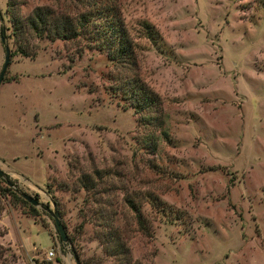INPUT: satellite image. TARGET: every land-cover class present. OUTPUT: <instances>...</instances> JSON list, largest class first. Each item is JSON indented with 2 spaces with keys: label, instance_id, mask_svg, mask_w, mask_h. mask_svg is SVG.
I'll return each instance as SVG.
<instances>
[{
  "label": "rangeland",
  "instance_id": "obj_1",
  "mask_svg": "<svg viewBox=\"0 0 264 264\" xmlns=\"http://www.w3.org/2000/svg\"><path fill=\"white\" fill-rule=\"evenodd\" d=\"M38 5L115 8L134 69L15 29ZM5 46L0 264H264V0H0V69ZM132 73L160 97L151 124L110 88Z\"/></svg>",
  "mask_w": 264,
  "mask_h": 264
},
{
  "label": "trees",
  "instance_id": "obj_2",
  "mask_svg": "<svg viewBox=\"0 0 264 264\" xmlns=\"http://www.w3.org/2000/svg\"><path fill=\"white\" fill-rule=\"evenodd\" d=\"M12 20L15 29L26 24L37 36H49L64 40L78 36L86 37L88 42L93 44L96 49L103 51L115 65L128 70H133L136 65L134 43L118 12L113 7L100 6L94 10H84L72 16L68 13L57 12L46 5H38L32 9L23 22L16 15L12 17ZM143 26L149 37L154 36V29L148 22H143ZM10 55H13V52L10 51ZM112 77H117L110 86L112 93L123 103L133 108L139 117L138 122L151 124L153 113L160 111L161 100L158 94L134 73ZM6 80L8 79L4 76L2 81ZM1 181L7 182V174L4 177L0 176ZM0 191L13 193L10 188L0 187ZM31 207L32 209L35 208L34 206ZM133 208L140 223L139 207L133 206ZM112 236L115 245L124 252L125 244L123 241L119 240L117 234H112ZM47 264H50V261ZM78 264L81 263L78 262Z\"/></svg>",
  "mask_w": 264,
  "mask_h": 264
},
{
  "label": "water",
  "instance_id": "obj_3",
  "mask_svg": "<svg viewBox=\"0 0 264 264\" xmlns=\"http://www.w3.org/2000/svg\"><path fill=\"white\" fill-rule=\"evenodd\" d=\"M2 42H4V39L2 38ZM10 61V50L7 46L4 47V59H3V63H2V67L0 69V83L3 80L4 74L6 72L7 66L9 64ZM5 174V172L0 168V176H3ZM22 196L28 200L29 202H31L33 205H37L39 202L37 199L33 198L32 196H30L29 194L26 193H22ZM52 205H53V210H51V214L54 218V229L55 231L59 234L60 239L62 241L66 240V232L64 230V227L62 225V223L59 220L58 217V213L56 210V206H55V202L51 201Z\"/></svg>",
  "mask_w": 264,
  "mask_h": 264
},
{
  "label": "built area",
  "instance_id": "obj_4",
  "mask_svg": "<svg viewBox=\"0 0 264 264\" xmlns=\"http://www.w3.org/2000/svg\"><path fill=\"white\" fill-rule=\"evenodd\" d=\"M48 255H49V258H50V256L53 255V251L50 250V251L48 252Z\"/></svg>",
  "mask_w": 264,
  "mask_h": 264
},
{
  "label": "crops",
  "instance_id": "obj_5",
  "mask_svg": "<svg viewBox=\"0 0 264 264\" xmlns=\"http://www.w3.org/2000/svg\"><path fill=\"white\" fill-rule=\"evenodd\" d=\"M49 259H51V258H49ZM50 264H51V262H50ZM68 264H70V263H68Z\"/></svg>",
  "mask_w": 264,
  "mask_h": 264
}]
</instances>
